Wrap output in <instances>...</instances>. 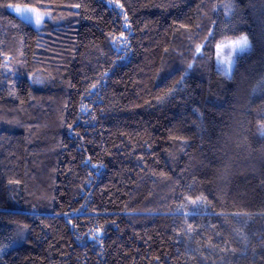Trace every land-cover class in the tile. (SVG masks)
Wrapping results in <instances>:
<instances>
[{"label":"trees","instance_id":"obj_1","mask_svg":"<svg viewBox=\"0 0 264 264\" xmlns=\"http://www.w3.org/2000/svg\"><path fill=\"white\" fill-rule=\"evenodd\" d=\"M120 3L127 56L109 0H0V264H264V0Z\"/></svg>","mask_w":264,"mask_h":264},{"label":"snow or ice","instance_id":"obj_2","mask_svg":"<svg viewBox=\"0 0 264 264\" xmlns=\"http://www.w3.org/2000/svg\"><path fill=\"white\" fill-rule=\"evenodd\" d=\"M109 3L112 4L114 3L117 8H119V11L116 12V16L119 17H123V21L120 25V29H119V35H114L112 33L109 34V39L111 40L112 44L120 51H123L125 56L128 55L129 49L131 47L130 44V40L132 38V23L128 17V14L126 11H124V5L120 3V0H109ZM7 7L11 10H14L17 14L20 15H24L25 13L28 14H34V23L35 25L39 28L42 27L45 21V13L40 11L39 9L35 8V7H26V6H21L20 4H12L9 3L7 4ZM76 7H80V5H76ZM49 19H51L52 17L49 15L48 16ZM239 43V45L241 47L245 46V42L244 41H231L229 43V47L234 48L237 44ZM222 45L218 44L217 45V51L219 53L220 49H221ZM201 51V47L200 45L196 46V52L199 53ZM233 61L231 59V57H225L221 63L223 65H229L231 64ZM188 68L191 69L192 68V64L188 65ZM108 73L106 72L104 74L105 77H107ZM33 79V83H44V81L42 79H38V78H32ZM92 89L96 88V84H92L91 85ZM89 95H92L93 93L90 91L88 93ZM81 111H85V108L82 106ZM93 119H95V116L92 117ZM68 128L70 131H72L73 129V125L69 124ZM78 135V134H77ZM82 138V137H81ZM176 138V137H174ZM83 163L87 166V165H91L92 168L96 169L97 171H99V169L105 167L104 163H92V157L89 156L85 161H83ZM91 175V173H90ZM9 183H16L19 184L20 181L16 180V181H9ZM88 183H91V180L88 181ZM83 207V206H82ZM79 212V209H73L72 213H64L63 215L65 216L66 222L68 224L73 225V227L75 228L76 225L74 224V214ZM10 215H27L26 213H11ZM31 215L36 216L37 213L35 212V210L31 213ZM29 228V225L27 223H24L22 226L18 225L17 228L15 229V235L14 236H9L8 239L9 241L14 242L15 239L17 237H23L24 232ZM104 232V226L101 225L100 227L95 228L94 231H92L90 234L92 235L93 239L95 240H99L100 239V234ZM78 239L80 237H77ZM8 245H0V252H3L4 248L7 247Z\"/></svg>","mask_w":264,"mask_h":264},{"label":"rangeland","instance_id":"obj_3","mask_svg":"<svg viewBox=\"0 0 264 264\" xmlns=\"http://www.w3.org/2000/svg\"><path fill=\"white\" fill-rule=\"evenodd\" d=\"M26 7H28V6H26ZM7 10L10 13H12L13 15H15L16 17L20 18L21 20H23L24 22L29 24L30 26H32L33 28H35V29L41 28V27L38 28L35 25L34 14L25 13L24 15H20V14H17L14 10L9 9L8 7H7ZM42 12H44L46 14L44 22H50L51 24H54V25H58L62 22L61 18H59V19L54 18L53 15L50 13V11H42ZM49 15L52 17L51 19L48 18ZM231 41H237V42L244 41L245 46L241 47L238 43L234 48H231L228 46ZM218 44L222 45L219 53L217 51V45ZM249 47H250L249 39L244 34L236 36V37L224 39V40L217 42L215 45V51H214V63H215L216 70L219 71L222 74V76L229 77L231 72H232V69H233V66L235 63V59L237 57H239L240 55L246 53L249 50ZM225 57H231L233 62L229 65H223L221 63V61ZM11 246H13V245H10V244L8 245V247H11ZM5 249H7V247L4 248L3 252L5 251ZM3 252H0V255Z\"/></svg>","mask_w":264,"mask_h":264}]
</instances>
